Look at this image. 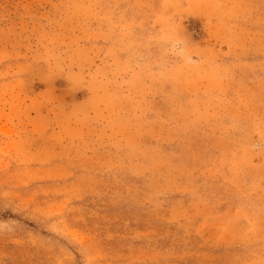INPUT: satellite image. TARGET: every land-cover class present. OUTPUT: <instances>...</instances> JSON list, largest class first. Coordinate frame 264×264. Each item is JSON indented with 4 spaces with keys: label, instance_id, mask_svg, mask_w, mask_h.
<instances>
[{
    "label": "rangeland",
    "instance_id": "374dc122",
    "mask_svg": "<svg viewBox=\"0 0 264 264\" xmlns=\"http://www.w3.org/2000/svg\"><path fill=\"white\" fill-rule=\"evenodd\" d=\"M0 264H264V0H0Z\"/></svg>",
    "mask_w": 264,
    "mask_h": 264
}]
</instances>
